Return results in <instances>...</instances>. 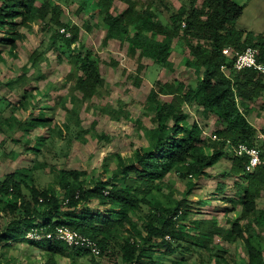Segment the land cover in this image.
<instances>
[{"label":"trees","instance_id":"obj_1","mask_svg":"<svg viewBox=\"0 0 264 264\" xmlns=\"http://www.w3.org/2000/svg\"><path fill=\"white\" fill-rule=\"evenodd\" d=\"M117 1L124 4V9L114 13ZM90 3L106 25L104 42L113 38L127 40L130 52L150 57L157 66L173 69L169 57L174 45H185L189 58L184 64L194 68L195 83L154 82L147 101L154 123L148 144L136 147L128 155L109 154L107 160L115 161L109 176L92 179V184L87 186L78 180L75 171L59 170V186L64 191L66 204L55 192L41 193L40 203L37 192L31 189L27 198L22 190V177L27 174H7L0 183V205H5L1 211H7L11 219L4 223L0 219V246L21 234L24 236L31 228L51 230L65 225L96 240L100 254L106 238L119 231L123 264H154L159 256L175 253L181 242L211 251L216 237L226 242L241 240L246 248L247 264H264V208L257 206L260 191L264 189V162L246 172L247 158L234 156L226 145L229 141L235 145L257 146L264 160V142L256 140L257 131L241 109L264 97V77L252 68L232 69L233 57L222 53L224 48L242 52L250 46L256 49L257 62L264 65V34L252 36L232 26L242 13V6L233 0L198 3L189 0L175 11H170L169 3L164 0H144L140 8L133 0H92ZM163 12L168 14L165 22L159 17ZM63 13V7L54 0H0V42L7 45L8 56L17 57L19 43L25 41L26 32L39 24L42 31L49 33L47 49L69 65L65 77L75 79L68 88L71 107L64 122L55 129L61 139L69 141L83 129H77L80 119L76 108L100 94L104 79L93 52L82 50L77 39L79 27L63 22ZM61 28L70 35L60 32ZM45 52L34 49L20 74L7 82L11 87L22 89L19 103L31 104L32 109L37 107L38 100L26 85L44 76L40 63L48 60ZM223 65L228 66L225 71L221 69ZM27 70L32 73L27 75ZM50 90L52 85L43 96L49 97ZM160 96L167 99L160 100ZM192 104H196L202 116L215 117L218 139L204 137L202 127L188 121L183 107ZM42 111L34 119L18 121L10 110L5 118L9 125L14 120L16 128L27 132L49 121ZM229 154L230 165L219 176L239 177L240 181L234 184L239 189L240 215L229 221V227L219 225L215 219L194 217L189 225H183L191 213L187 196L196 182L207 177V169ZM106 172L107 169L103 174ZM170 173L187 180L186 190L178 197L163 190L162 184ZM223 188L218 183V189ZM228 200L233 202L234 198ZM93 201L104 208L92 209L88 204ZM39 205L41 210L37 209ZM29 240L33 244H45L52 253H62L67 248L77 255L89 253L62 241Z\"/></svg>","mask_w":264,"mask_h":264},{"label":"rangeland","instance_id":"obj_2","mask_svg":"<svg viewBox=\"0 0 264 264\" xmlns=\"http://www.w3.org/2000/svg\"><path fill=\"white\" fill-rule=\"evenodd\" d=\"M54 1L63 7V22L79 27L77 39L84 52H93L104 84L97 97L76 108L80 119V127L77 129L83 128L80 135H72L69 141L61 139L55 129L64 122L67 110L71 107L68 88L75 82L74 78L65 77L69 71L66 60H58L56 54L47 49L49 33L42 31V25L39 24L26 32L25 41L19 43L16 58L8 56L7 45L0 42V183L7 174L26 173L27 176L22 177V190L27 198L31 195V189L36 191L40 203L43 199L41 193L55 192L60 200H64V191L59 186V170L75 171L78 180L88 186L92 184V179H104L115 168V161L107 160L109 154L128 155L136 147L148 144L154 123L147 101L155 81L177 80L187 85L194 84L196 79L194 68L184 64L189 58L185 45H174L169 57L173 69L157 66L150 57L130 52L127 40L113 38L104 42L106 25L101 22L97 12L91 9L92 0L89 3L86 0ZM133 1L137 8L144 4V0ZM188 1L164 0L169 3L170 11H175L182 2ZM233 1L242 6V13L232 26L244 34H264V0ZM123 9L124 4L117 1L113 12H121ZM167 15L163 12L159 17L165 22ZM34 49L46 51L48 60L40 63L44 76L26 85V88H31L33 98L38 100L37 107L32 109L31 104L19 103L22 89L11 87L7 82L20 74L22 65ZM27 71V75L32 73V70ZM51 85L50 96L46 98L43 95ZM159 99L167 98L160 96ZM183 109L190 123L197 122L202 127L204 137L209 138L215 134L218 126L214 116H202L196 104L185 105ZM241 109L256 131L264 132V97ZM10 110L18 121L34 119L41 111L49 121L43 127L39 125L24 132L16 128L14 120L12 125L8 124L5 117ZM42 137L45 139L42 140ZM230 156L208 168V176L196 182L187 196L191 213L182 222L183 225H189L194 217L215 219L219 225L229 227V221L240 215L239 189L234 184L240 181L239 177L219 176L229 167ZM106 169V174H103ZM167 179L162 184L164 192L178 197L186 190L187 180L178 178L174 173L168 174ZM218 183H222L225 188L219 190ZM228 198H234V201ZM66 203L67 200H64ZM88 206L92 209L104 208L96 201ZM257 206L264 208V189L260 191ZM4 207L0 205L1 223L11 219L7 211H1ZM37 209L41 210L42 206H37ZM39 220L37 218V223ZM241 223H245V220ZM121 245L122 235L118 231L106 238L103 253L98 256L89 251L88 254L77 255L69 248L62 253H52L45 244L31 243L25 233L0 246V264H123ZM213 246L208 251L192 243L181 242L175 253L159 256L154 264H247V252L241 240L227 243L216 237Z\"/></svg>","mask_w":264,"mask_h":264},{"label":"built area","instance_id":"obj_3","mask_svg":"<svg viewBox=\"0 0 264 264\" xmlns=\"http://www.w3.org/2000/svg\"><path fill=\"white\" fill-rule=\"evenodd\" d=\"M60 32L69 36L70 33L65 28H61ZM222 53L225 56L233 57L231 67L232 69L239 71L246 68H252L257 71L262 77H264V65L257 62L256 49L253 47H246L242 52H234L229 48H224ZM228 66L223 65L221 69L225 71ZM211 139H218L214 134L210 136ZM256 140L264 142V132L256 133ZM227 148L231 154L238 157H246L247 163L244 165L246 172L252 171L257 165L264 162L260 156V149L257 146H249L244 143L231 144L227 142ZM29 239L35 241H62L69 247H79L91 252L93 255L98 256L100 249L96 240L81 234L80 232L73 230L65 225L55 226L51 230H45L44 228H31L27 233Z\"/></svg>","mask_w":264,"mask_h":264},{"label":"crops","instance_id":"obj_4","mask_svg":"<svg viewBox=\"0 0 264 264\" xmlns=\"http://www.w3.org/2000/svg\"><path fill=\"white\" fill-rule=\"evenodd\" d=\"M218 238V237H217ZM220 239V238H219ZM224 242H226V241H224ZM227 243H230V242H227Z\"/></svg>","mask_w":264,"mask_h":264}]
</instances>
